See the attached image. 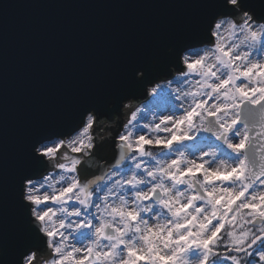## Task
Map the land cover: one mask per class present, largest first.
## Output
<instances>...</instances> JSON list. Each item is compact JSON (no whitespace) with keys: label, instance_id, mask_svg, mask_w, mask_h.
Wrapping results in <instances>:
<instances>
[{"label":"clouds","instance_id":"obj_1","mask_svg":"<svg viewBox=\"0 0 264 264\" xmlns=\"http://www.w3.org/2000/svg\"><path fill=\"white\" fill-rule=\"evenodd\" d=\"M221 3L164 72H136L142 95L29 145L14 199L34 243L0 264H264V18Z\"/></svg>","mask_w":264,"mask_h":264},{"label":"water","instance_id":"obj_2","mask_svg":"<svg viewBox=\"0 0 264 264\" xmlns=\"http://www.w3.org/2000/svg\"><path fill=\"white\" fill-rule=\"evenodd\" d=\"M264 18V0H243ZM221 0H0V244L18 258L34 243L14 199L15 177L38 164L29 145L80 114L142 95L171 63L168 47L204 34Z\"/></svg>","mask_w":264,"mask_h":264},{"label":"rangeland","instance_id":"obj_3","mask_svg":"<svg viewBox=\"0 0 264 264\" xmlns=\"http://www.w3.org/2000/svg\"><path fill=\"white\" fill-rule=\"evenodd\" d=\"M154 106H163L168 103V98L164 93H161L157 98H155L152 102Z\"/></svg>","mask_w":264,"mask_h":264}]
</instances>
